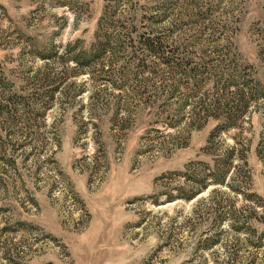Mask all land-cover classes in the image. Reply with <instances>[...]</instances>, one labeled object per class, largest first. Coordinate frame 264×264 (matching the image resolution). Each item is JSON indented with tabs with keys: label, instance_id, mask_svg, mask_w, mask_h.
<instances>
[{
	"label": "rangeland",
	"instance_id": "obj_1",
	"mask_svg": "<svg viewBox=\"0 0 264 264\" xmlns=\"http://www.w3.org/2000/svg\"><path fill=\"white\" fill-rule=\"evenodd\" d=\"M101 31L139 58L143 34L175 31L205 72L126 52L77 74ZM214 33L264 81V0H0V264H264V103L225 127Z\"/></svg>",
	"mask_w": 264,
	"mask_h": 264
},
{
	"label": "trees",
	"instance_id": "obj_2",
	"mask_svg": "<svg viewBox=\"0 0 264 264\" xmlns=\"http://www.w3.org/2000/svg\"><path fill=\"white\" fill-rule=\"evenodd\" d=\"M102 32V35L100 33ZM99 32L98 38L96 43L94 44L93 48L89 50L80 51L77 54L75 53L72 56V60L74 61V70H76L77 74H88L91 76L95 81H101L105 77L106 73V63L101 61L103 56L109 54L112 61H110L109 65L114 63L116 60L120 58L122 54L128 52L129 62L130 65L135 58L138 59V62L144 63L145 66H150V63H154V73H159L161 70H157L159 65H165L169 68V76H175L178 70H182L184 75L191 79L200 81L201 74L204 72L201 71V68L196 67H188L193 61L188 55H183L181 53L182 50L185 51L184 46L173 43L174 32L170 34V37L167 39L162 36L161 34L157 33L155 35H145L143 34L140 38L141 48H142V57L139 58L137 56V51L132 46L133 43L129 44L128 40L131 38L130 34H119L118 36H113L110 31H101ZM217 34H212L210 38V42L213 48L217 49L221 52L219 54V59L217 61V65H213V60L208 61L204 70H208V74L213 75L215 78H219L221 82H224L221 88V96L217 98L216 108L217 110H221L222 108L226 110L223 116H226L223 119V124L225 127L231 128L237 124V119L241 118L242 115L246 114L251 105H256L262 99L264 103V81L263 79H259L256 77L247 75L243 69L245 66L240 60L238 59V54L235 53L234 49L230 47L234 42L228 41L226 43L227 46H223L219 48L215 41L219 39L215 36ZM223 37L224 35L219 34V36ZM264 39V35H263ZM200 39H196L195 42L199 41ZM172 41V42H171ZM193 42V41H192ZM213 42V43H212ZM114 43V45H113ZM193 44V43H192ZM130 45V46H129ZM187 47V46H186ZM71 45H68V50H70ZM131 48V51L129 50ZM188 49V47L186 48ZM129 50V51H127ZM71 52V51H69ZM121 53V54H120ZM120 54V55H119ZM119 55V56H118ZM148 57L151 58V61H147ZM154 58V60L152 59ZM260 61L264 66V44L261 45L260 50ZM147 62V63H146ZM146 63V65H145ZM127 66V64H124ZM217 66H221L222 70L218 69L221 73H214L211 71L216 70ZM246 67H249L246 65ZM128 67H124L121 71V74L124 77H127ZM227 68V69H225ZM160 69V68H159ZM224 70V71H223ZM223 71V72H222ZM175 73V74H174ZM161 75V73H159ZM107 76V74H106ZM256 76V75H255ZM128 78V77H127ZM200 83H197V87ZM55 87V89H57ZM54 89V90H55ZM231 89H233L232 97H228L230 94ZM85 88L82 90L84 92ZM81 91V92H82ZM203 101V100H202ZM200 104V103H199ZM264 106V105H263ZM263 108V116H264V107ZM206 110V109H205ZM218 111H207L204 113L205 115L194 114L196 118L194 119L195 128L202 127L210 117H218L222 113H217ZM0 116H4L7 118H11L13 115L11 110H6L5 106L0 102ZM222 116V115H221ZM10 136L12 132H7ZM15 146V145H14ZM7 145L4 143L2 136L0 135V154L4 151L6 152ZM2 157H0V160ZM5 163V161H3ZM6 164L9 162L6 161ZM1 184V181H0ZM197 193H195L192 197H194Z\"/></svg>",
	"mask_w": 264,
	"mask_h": 264
}]
</instances>
